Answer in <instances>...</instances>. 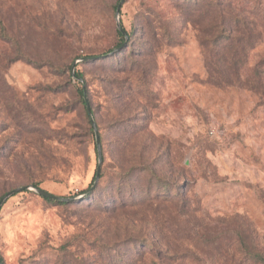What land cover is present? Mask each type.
Returning <instances> with one entry per match:
<instances>
[{"label":"rangeland","instance_id":"1","mask_svg":"<svg viewBox=\"0 0 264 264\" xmlns=\"http://www.w3.org/2000/svg\"><path fill=\"white\" fill-rule=\"evenodd\" d=\"M121 1L125 49L91 60L120 45ZM85 100L102 155L87 197ZM21 187L0 206L4 264H152V241L164 264H250L236 243L264 253V0H0V200Z\"/></svg>","mask_w":264,"mask_h":264},{"label":"trees","instance_id":"2","mask_svg":"<svg viewBox=\"0 0 264 264\" xmlns=\"http://www.w3.org/2000/svg\"><path fill=\"white\" fill-rule=\"evenodd\" d=\"M214 27H215V25H214ZM220 28H221V24H218L217 29H220ZM117 35L121 39L120 45H122L125 41V38L120 31H117ZM127 37H128V35H127ZM124 49H125V45L119 51H117L115 53H119V52L123 51ZM115 53H113L111 55L109 53V54L101 56V57H91L90 59L100 61L102 59H106L110 56H113ZM75 77H76V79H81V75H79V74H76ZM79 94L81 97H84L85 96V90L80 89ZM83 103H84V105H87L86 101H83ZM89 110H90V107H89ZM86 111H87V109H86ZM90 113H92L91 110H90ZM99 141H100V139H99ZM100 173H101V170H100ZM99 179H100V174H99L98 181H99ZM94 180H95V178H94ZM98 181H97V184H98ZM97 184H96V186H97ZM96 186L91 191H89L90 193L88 192V190L91 189V187H92L91 185L89 186L88 190L82 191V193L84 194V193L88 192V195H86V197H87L95 190ZM34 187H37V185L34 184ZM167 196L173 197L174 195L172 193L171 194L169 193ZM43 198L48 202H55L59 205H66L67 204L66 202H63V201L62 202L61 201H55L53 199H49L46 197H43ZM142 201H145V199L143 198ZM237 236H238L239 241H238V243H236V245L241 252H244V255H245V258L247 259V261L250 264H264V253L257 247L256 243L252 242L250 239L248 241H246L247 238L245 239L242 236V234L240 235L239 233H237ZM146 250L151 251L150 253L153 254V256H154L152 264H164L163 263V260H164L163 255L166 253H169L170 248L168 245L161 248V247H159V244L156 243V241H152V242H146V244H144V245L141 244V248L139 249V254H142V255L145 254ZM173 258L174 257L168 256L166 258V264H169L170 260H172ZM176 259H175V261H176ZM0 262L4 264L3 258L1 256H0ZM164 262H165V260H164Z\"/></svg>","mask_w":264,"mask_h":264},{"label":"water","instance_id":"3","mask_svg":"<svg viewBox=\"0 0 264 264\" xmlns=\"http://www.w3.org/2000/svg\"><path fill=\"white\" fill-rule=\"evenodd\" d=\"M121 4H122V1L119 3V5L117 6L116 11H115V16H116V21H117V22H116V27H117V29L122 33V35L124 36L125 41H124V43H123L122 45H120L119 47L115 48V49L110 53V55L113 54V53H115V52H117V51H119V50H120V49L126 44V42H127V40H128L127 34H126V32L122 29V27L120 26V22H119V19H118V17H119V10H120ZM75 64H76V63H74V64L72 65V72L74 71ZM85 101H86V100H85ZM86 109H87V113H88V115H89L90 118H91V113H90V110H89L88 105H86ZM91 123H92L93 129H94V134H95V142H96V149H97V155H98V166H97V169H96V175H95L94 183H93V185H92V187H91V189H90L89 191H91V190L96 186L97 181H98V178H99L100 170H101V165H102V155H101V147H100L99 136H98V132H97L96 126H95V124H94L92 118H91ZM28 189H29L28 187H21V188H18V189H16V190H13V191L7 193V194H6V195L0 200V206H1V204L3 203V201H4L5 199H7L9 196H11L12 194H14L15 192L24 191V190H28ZM35 190H36V193H37L38 195H40V196H42V197L49 198V199H53V200H55V201H65V202H68V201H71V200H72V199H64V198H61V197L54 196V195H52V194H50V193H48V192H46V191H43V190H41V189H35ZM89 191H88V192H89ZM0 264H3V263L0 262Z\"/></svg>","mask_w":264,"mask_h":264}]
</instances>
